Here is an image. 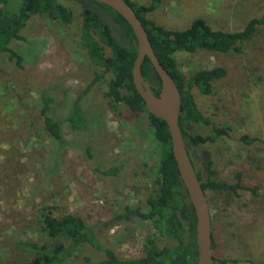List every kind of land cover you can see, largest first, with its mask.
Wrapping results in <instances>:
<instances>
[{
  "label": "rangeland",
  "instance_id": "374dc122",
  "mask_svg": "<svg viewBox=\"0 0 264 264\" xmlns=\"http://www.w3.org/2000/svg\"><path fill=\"white\" fill-rule=\"evenodd\" d=\"M134 1L147 5L152 0ZM60 2L74 12L73 25L36 16L22 31V40L13 44L24 57L23 68L8 55L0 59V264H30L28 254L16 244L47 241L35 222L48 206L56 216L79 215L94 226L101 243L119 259H139L148 238L159 247L174 245L159 237L152 221L134 217L109 225L128 206L148 210L160 148L147 114L133 113L123 105L117 113L111 110L105 98L109 75L83 100L89 131L76 134L65 124L69 146L60 150L44 130L42 91L56 98L54 116L65 118L95 70L81 43L83 4ZM263 14L264 0H164L148 17L171 30H186L202 18L214 29L238 32ZM177 61L187 79L200 70L227 71L226 77L213 83L212 94L195 90L206 117L229 129L228 136L214 143L197 148L188 143L203 180L208 177L206 164L212 161L216 180L234 184L241 172L243 184L257 189L240 196L208 192L214 264H264V29L245 44L242 53L183 52ZM186 130L190 136L206 137L211 129L187 124ZM243 136L260 141L248 145ZM110 168H118V174L101 173ZM107 259L105 253L87 246L65 264H98Z\"/></svg>",
  "mask_w": 264,
  "mask_h": 264
},
{
  "label": "trees",
  "instance_id": "16d2710c",
  "mask_svg": "<svg viewBox=\"0 0 264 264\" xmlns=\"http://www.w3.org/2000/svg\"><path fill=\"white\" fill-rule=\"evenodd\" d=\"M83 4L81 43L86 50L91 65L95 68L94 78L88 87L73 103L65 118H56L53 114L56 98L44 90L41 97V118L44 130L62 150L69 146L63 127L69 124L76 134L89 131L91 123L83 106L84 98L93 88L111 76L105 98L109 100L112 111L118 112L123 105L133 113H146L153 129V136L160 148L157 179L151 190L144 212L140 207L128 206L109 225L134 217L142 221H152L162 239L173 241L174 245L159 247L155 240L148 238L144 256L139 259H119L99 240L96 228L75 214L56 216L53 207H44L35 224L37 230L47 241L17 242V248L28 254L30 264H65L83 247L90 246L95 251L108 255L106 261L98 264H198L197 219L194 207L181 179L178 165L173 153L172 139L167 123L150 114L142 96L138 93L133 78V68L138 56V41L131 25L109 6L90 0H77ZM135 11L146 29L154 52L159 61L176 82L181 95L180 127L191 157L188 143L193 147L214 143L221 136H228L229 129L215 126L200 109L195 90L210 95L213 83L227 76L224 68L200 70L188 79L179 69V53L195 54L199 51L219 53H242L245 44L264 29V14L253 18L246 27L238 32L214 29L205 19L198 18L192 25L182 31L167 29L157 24L148 16L157 11L164 0H152L150 4L140 5L134 0H125ZM104 11L111 20H106ZM41 16L53 22L70 26L75 23V14L60 0H0V59L8 55L20 69L23 68L24 57L13 47L22 40V31L29 21ZM110 21L113 23L110 24ZM142 75L149 83L156 96H160L162 80L148 57L142 64ZM187 124L209 127L210 134L190 136ZM241 140L252 145L259 139L243 136ZM90 154V151L87 150ZM192 159V157H191ZM193 165L201 181L203 190L208 192H227L240 196V192L256 193V188L243 184L241 172L237 173V182L230 184L215 179L214 163L209 161L208 177L203 180L202 174ZM118 168H110L101 172L105 176H116ZM188 225V230L185 228ZM214 241V240H213ZM214 249V245H213ZM215 261V258H214ZM97 264V263H93Z\"/></svg>",
  "mask_w": 264,
  "mask_h": 264
},
{
  "label": "water",
  "instance_id": "95a60500",
  "mask_svg": "<svg viewBox=\"0 0 264 264\" xmlns=\"http://www.w3.org/2000/svg\"><path fill=\"white\" fill-rule=\"evenodd\" d=\"M90 1L109 6L118 12L131 25L135 32L139 45L138 56L133 68L135 87L142 96L148 112L159 119H163L168 125L173 153L181 179L196 214L198 264H214L213 226L210 205L188 152L179 124L182 106L181 92L174 79L159 61L149 35L133 8L125 0ZM146 57L150 59L162 80L160 96H156L142 75V64Z\"/></svg>",
  "mask_w": 264,
  "mask_h": 264
}]
</instances>
